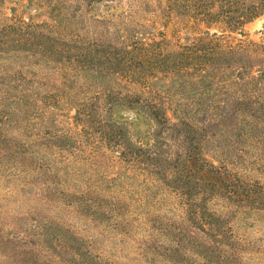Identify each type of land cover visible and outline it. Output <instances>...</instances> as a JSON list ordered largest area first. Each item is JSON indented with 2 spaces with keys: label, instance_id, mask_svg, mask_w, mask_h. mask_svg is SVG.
Listing matches in <instances>:
<instances>
[{
  "label": "trees",
  "instance_id": "trees-1",
  "mask_svg": "<svg viewBox=\"0 0 264 264\" xmlns=\"http://www.w3.org/2000/svg\"><path fill=\"white\" fill-rule=\"evenodd\" d=\"M122 2L46 0L45 12L57 21H62L59 5L95 9L99 14L93 21L116 25L107 27L116 43L64 40L56 45L48 40L27 56V68L38 64L51 80L36 71L30 76L18 71L12 75L16 85L0 95V168L23 178L24 186L37 187L36 194L45 201L52 200V193L61 194V202L106 223L110 231L126 229L131 213L123 199L131 193V173H144L165 192L166 212L163 225L149 227L152 235L165 230L164 250L146 245L143 255L157 253L165 264H244L243 242L232 221L248 208H264V188L205 158L196 135L221 129L235 118L264 122V42L234 36L243 35L246 23L264 15V0H167L177 17L192 20L185 24L207 27L186 42L166 33L145 42L127 24L132 8L119 9ZM155 77L165 79V85H152ZM68 105L76 109L75 132L56 129L52 112L45 116L46 109ZM117 108L138 110L151 119L155 127L149 136L141 137L116 120ZM255 129L257 123L247 126L246 141L264 144V135H256ZM163 134L166 142L161 141ZM60 166L83 183L69 193L60 191L55 186ZM105 167L116 176H104ZM148 199L149 194L135 204L146 205ZM154 216L149 221L157 220ZM41 235L44 253L60 246L68 264H101L89 247H75L73 242L80 241L76 235L70 243L55 237L56 247L48 230Z\"/></svg>",
  "mask_w": 264,
  "mask_h": 264
},
{
  "label": "rangeland",
  "instance_id": "rangeland-1",
  "mask_svg": "<svg viewBox=\"0 0 264 264\" xmlns=\"http://www.w3.org/2000/svg\"><path fill=\"white\" fill-rule=\"evenodd\" d=\"M48 1L50 4H58V0ZM121 5L119 9L129 5L132 8V16L127 24L134 28L139 38H143L145 42L163 38L162 33H166L169 38L186 42L207 30L206 25L202 23L185 24L192 20L184 16L177 17L176 15L180 14L169 7L170 3L167 0H123ZM45 7L46 0H0V95L9 86L16 85L17 82L12 75L18 71H23L29 76L30 71H36L37 75L51 80V75L38 67V64L34 70L26 66L27 56L36 49H41L48 40H54L56 45L64 40L69 42L100 40L105 44L116 43L115 33L109 34L107 30L108 25L113 27L116 25L110 21L99 23L93 21L92 19L99 14L95 9L84 6L76 11V3H68L65 7L59 5L58 13L62 21H57L45 12ZM176 7H179V3ZM215 30L210 29L211 32ZM234 36L244 41L264 42V15L246 23L243 35L238 32L234 33ZM165 82V79L155 77L151 84L161 86L165 85ZM45 111L46 117L52 112V121H56V129L69 132L79 129L74 117L76 109L70 105L62 106V109L52 107ZM114 114L116 120L126 122L133 131L139 132L144 138L155 127L154 122L138 110L117 108ZM201 119L202 116L200 124L205 125L207 122ZM256 123L258 129H255V134L264 135V122L247 117L235 118L221 129L215 127L208 133L201 131L204 136L199 132L196 137L199 145H202V155L205 158L217 165H226L246 181L264 188V144L257 146V142L249 143L244 135L247 126ZM214 132L220 136H213ZM163 136L161 141L166 142L167 134ZM180 139H183V136ZM166 150L165 145L160 151L163 153ZM99 160L102 161L100 158ZM0 167L4 168L1 162ZM2 168H0V264H46L45 260H52L54 264H66L69 257L63 253L60 246H57L55 237H66L70 243L72 235L80 239L79 242H73L75 247L82 249L89 247L99 257L101 264H165V259L157 253L150 252L148 258L141 253V247L146 245L160 246L162 250L165 248V230L153 231L152 235L149 228L156 223L163 225L166 212L165 192L155 188L151 177L138 171L131 173L134 176L129 186L131 193L123 199L131 213L128 216L129 223L125 230H122L124 227L121 226L119 231H110L106 223H97L84 212H79L73 205L61 202L58 199L61 194L52 193L50 197L52 200L45 201L42 196L36 194L37 187L24 186L23 178H16ZM57 171L60 178L55 186L60 191L69 193L74 190L75 185L80 186L83 183L81 177L68 174L66 168L62 166ZM104 171L106 177L116 176L115 170L105 167ZM147 194L150 195L148 204L151 205L135 204ZM152 213L156 215L154 217L157 220L149 221V218L153 219V215L150 217ZM232 226L234 233L243 242L244 249L241 250L244 264H264V208L260 210L248 208L244 213L236 214ZM41 227L46 229L42 231ZM46 230L55 245L53 247L59 248L50 253H44L41 249L43 243L41 233Z\"/></svg>",
  "mask_w": 264,
  "mask_h": 264
}]
</instances>
